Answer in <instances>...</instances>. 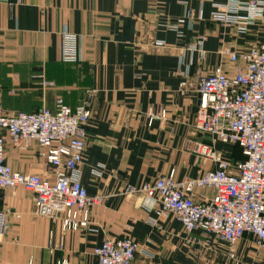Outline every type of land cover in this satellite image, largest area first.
I'll list each match as a JSON object with an SVG mask.
<instances>
[{
	"label": "crops",
	"instance_id": "crops-1",
	"mask_svg": "<svg viewBox=\"0 0 264 264\" xmlns=\"http://www.w3.org/2000/svg\"><path fill=\"white\" fill-rule=\"evenodd\" d=\"M188 9L194 16L179 24ZM214 10L203 0H0L1 103L11 112L31 113L55 109L61 96L74 108L93 91L79 167L89 195L103 198L91 209L87 228L63 230L61 220L36 213L33 192L3 190L0 210L7 220L0 234V264H98L95 247L124 237L139 244L133 264L234 263L227 242L207 243L202 230L187 234L173 214L157 216V202L125 191L128 185L154 183L171 170L182 181L217 168L194 151L196 143L212 144L209 134L195 129L198 82L219 66L236 72L222 50H248L263 42L264 15L240 34L235 26L214 20ZM65 31L77 36L76 62L63 60ZM200 37H205L204 58L190 49ZM42 73L52 87L42 88L35 77ZM152 107L164 108L166 117L151 122ZM213 146L234 158L218 142ZM40 151L37 143L27 149L10 144L7 163L21 172L42 171ZM213 194V189H197L195 198L203 201ZM234 249L240 264H264V248L252 235Z\"/></svg>",
	"mask_w": 264,
	"mask_h": 264
},
{
	"label": "built area",
	"instance_id": "built-area-1",
	"mask_svg": "<svg viewBox=\"0 0 264 264\" xmlns=\"http://www.w3.org/2000/svg\"><path fill=\"white\" fill-rule=\"evenodd\" d=\"M203 1L215 6L214 20L235 26L240 34L248 33L254 20L264 15V0H227L226 4ZM193 16V10L188 9L178 23ZM168 27L175 29L176 25ZM175 30L181 35V31ZM64 39L63 60L78 61L77 36L65 31ZM204 40L205 37H200L190 48L200 51L202 58ZM222 53L236 65V72L228 74L219 66L212 74L200 78L195 122L197 132L209 134L212 144L196 143L194 151L201 158L212 160L217 168L182 181L176 180L175 170H171L154 183L141 188L128 185L125 191L143 193L157 202V216L173 214L187 234L202 230L207 243L215 239L227 242L229 258L234 260L233 264H240L234 248L245 235H252L255 243L264 248V41L248 50L226 47ZM35 77L41 79L43 89L54 85L44 73ZM186 86V81L180 83L181 94L186 93ZM93 96V91H89L87 98L74 108L59 96L55 109L43 107L31 113L11 112L0 101V195L5 189L24 187L34 193L36 213L61 220L63 230L87 228L91 209L103 200L89 195L79 167L86 150ZM166 115L164 108L152 107L148 112L151 122ZM219 141L238 144L245 159L234 163L226 160L213 146ZM33 143L41 148L39 157L44 170H14L7 163L8 145L27 149ZM197 189H213L214 194L197 201ZM6 220L5 212L0 210V234ZM156 222L157 219L153 220ZM138 251V242L130 237L107 238L95 247L94 254L98 264H133Z\"/></svg>",
	"mask_w": 264,
	"mask_h": 264
},
{
	"label": "rangeland",
	"instance_id": "rangeland-1",
	"mask_svg": "<svg viewBox=\"0 0 264 264\" xmlns=\"http://www.w3.org/2000/svg\"><path fill=\"white\" fill-rule=\"evenodd\" d=\"M219 147H222L229 155L232 154L233 152L234 154V158H230L228 156H226L224 153H222V155L229 159L230 162L234 163V161L236 160V157H241V152L240 149L238 148V146L234 143H223V142H218Z\"/></svg>",
	"mask_w": 264,
	"mask_h": 264
},
{
	"label": "trees",
	"instance_id": "trees-1",
	"mask_svg": "<svg viewBox=\"0 0 264 264\" xmlns=\"http://www.w3.org/2000/svg\"><path fill=\"white\" fill-rule=\"evenodd\" d=\"M236 145H237L238 148L240 149L241 155H242L243 157H245L244 154H243V152H242V148H241L238 144H236Z\"/></svg>",
	"mask_w": 264,
	"mask_h": 264
}]
</instances>
